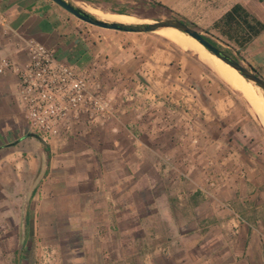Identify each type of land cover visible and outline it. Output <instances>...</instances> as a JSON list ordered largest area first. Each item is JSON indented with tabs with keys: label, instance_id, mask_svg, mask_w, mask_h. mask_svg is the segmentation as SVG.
<instances>
[{
	"label": "crops",
	"instance_id": "crops-1",
	"mask_svg": "<svg viewBox=\"0 0 264 264\" xmlns=\"http://www.w3.org/2000/svg\"><path fill=\"white\" fill-rule=\"evenodd\" d=\"M236 3L264 23L246 3ZM0 8L21 36L0 30V58L11 56L26 63V52L17 42L35 38L56 48L60 59L78 69H95L98 64L106 73L112 64L131 78L140 74L154 84L167 85L164 90L182 87L177 83L182 70L177 68L187 53L179 47H146L140 39H129L123 48V41L105 38L98 51L96 45L86 46L81 33L71 35L63 22V9L52 0H0ZM247 48L257 52L264 69V31ZM17 81L14 74L0 75V160L5 162L0 163V205H9L0 214V264H29L28 243L12 245L7 239L11 230L5 221L14 220L15 205L25 206V222L15 229L16 235L23 234L27 240L38 231L57 253L54 264H264V164L259 157L238 147L227 155L230 172L243 168L247 174L244 179L235 172L219 192L238 214L198 211L189 205L193 199L190 189L195 186L192 179L173 180L160 174L170 173L173 164L161 163L159 157L168 153L172 160L181 158L182 150L172 146V136L165 132L159 153L153 142L159 135L139 133L138 101L124 105L114 127L99 131L101 144L86 145L84 162H72V140L50 149L25 133L27 122L17 100ZM159 106L164 107L162 103L155 108ZM157 120L147 121L156 125ZM206 126L214 132L216 122ZM30 145L29 154L25 147ZM192 178L198 185L201 175L195 172ZM161 183L164 190L158 194ZM143 190L149 196H141ZM171 196L188 207L178 215L179 223L174 219ZM143 205L147 212L141 211Z\"/></svg>",
	"mask_w": 264,
	"mask_h": 264
},
{
	"label": "rangeland",
	"instance_id": "rangeland-1",
	"mask_svg": "<svg viewBox=\"0 0 264 264\" xmlns=\"http://www.w3.org/2000/svg\"><path fill=\"white\" fill-rule=\"evenodd\" d=\"M69 1L75 4L90 5L103 13H118L120 9H123L127 14L135 16L142 21L149 19V21L152 20V22L170 18L183 19L190 23L192 27L201 30L206 37L216 42L228 54L239 59L246 67L257 72L264 78V69L261 65L262 62L258 59L257 52L249 48L246 50L241 49L234 42L228 40L224 35L218 32L213 26L217 17H220L230 9L233 4L240 1L246 3L259 17L264 19V0ZM62 9L61 11L64 14L63 22L66 23L65 27L70 31L71 35L73 36L77 32L81 33L80 36L84 39L83 41L86 46L94 47V45H96L98 51L100 50L99 46H103L101 44L106 38V40L115 39L123 41V48L129 45V39H140L144 46L147 45L146 47H153L155 45L159 47L163 46L164 48L176 46L187 53V58L184 59L180 65L181 67L177 68L178 71L182 70L183 76L181 80L177 79V83H181L182 87L176 90H164L167 85L154 84L153 81L146 80V78L140 74L137 79L131 78L126 75L121 68H117L112 64L108 66L109 68L106 73L101 72L97 64L95 72L105 81L110 97L113 98L115 103L117 102V105H121L122 112L123 109H125L124 105L127 106L132 101H138V105L141 107L139 114L142 117L140 120L141 130H139V133L141 135L144 133L146 136L148 135V131L155 135L158 134L159 136L156 137L158 141L154 138L155 140L153 142H155V146L159 148V153L163 152L162 140L165 134L172 136L170 139L172 146L174 144V146L180 147L183 154L181 158L175 157V159L172 160L168 153H163V155L159 157L161 163L163 161L168 164H173L171 165L172 171L170 173L160 172V174L163 178H165V174L173 180L182 178V181L189 182L192 179L195 186L190 189L193 193V196H190V198H193L189 202L190 206L194 209L196 207L199 208L198 211L210 212L218 210L222 212L231 211L234 215L238 214L233 211L234 209L230 203L220 196L219 192L223 189V186L227 185V182L231 180L235 172H238L237 174L240 175L239 177L244 179L247 177V174L243 168L230 172L227 165V155L232 154L233 152L231 151L235 147L244 148L251 152L254 157H259L264 164V126L251 112L249 103L244 96L218 77L206 63L200 60L201 58L196 52L183 49L178 43L174 44V41L165 38L161 33H158V31L136 33L105 29L86 23L64 8ZM95 16L98 17L97 15ZM136 82H141L140 85L143 86L137 88ZM251 84H253L254 87L256 86L255 88L264 96V90L262 88L258 87L254 82H251ZM162 103L166 109L163 106L155 108L156 105ZM156 110H159V113L154 116L153 113H155ZM163 110H167L168 112L165 113L166 116L164 117L162 116ZM128 111L125 110V113ZM22 117L25 120L23 113ZM157 117L159 120L155 122L156 125L151 123L148 124V118L154 121ZM213 122H216V127H214V132H210L207 130L208 127L206 125L210 126ZM114 126L115 123L92 129L85 125H83V127L79 126L78 132L80 134L78 136H65L61 139L51 140V142H45L39 137H36L40 142H43L42 144L45 148L47 147L50 149L54 147L60 148L63 143L68 144L69 140H72V162H74L75 159L84 162L85 158L82 154L85 151L83 149L86 145H89L90 142L93 143V141L101 144L99 131L103 128L105 130H110V127ZM25 133H31L28 125L26 126ZM85 138L92 140H85ZM149 142L152 147L153 142L151 140H149ZM25 149L27 152L30 151V154L32 146H27ZM223 151H226L227 154ZM16 161L17 160H15V162ZM173 161L177 164H174ZM0 163L3 164L5 162H3L2 159ZM195 172H199L201 175L198 185L196 184V179L192 178ZM163 187L164 185L161 183L159 188H157L158 194L162 193L164 190ZM194 193H196V195H194ZM142 194L144 198L149 196L146 190L141 192V196ZM173 195H175L174 192ZM173 197L171 196V202L173 206H175L172 208V211L174 219L176 218L175 222L179 223L180 220L178 215L184 212L188 207L186 206L185 209V207L181 206L179 201H176ZM4 206L6 208L9 205H0V214L3 212ZM15 206H17V210L14 211H16L17 214H15L14 220L10 222L5 221L11 230V232L8 233V242L12 245H20L23 241L28 243L29 247H31L28 253L29 264H45L43 261L47 260V257L43 258L41 256L42 249H47L50 256L53 255L50 257L52 261L50 260V262L46 264L55 263L57 253L53 248H50L51 245H49L47 241H43L38 231H33L36 234L32 233L33 235L28 236L27 240H25L23 234L19 236L16 235L18 232L15 233V229L17 230L19 226L23 225L25 222V206ZM12 208H14V205H12ZM147 210L145 205L141 207L142 212H147ZM176 226H174V228ZM1 243L0 241V244Z\"/></svg>",
	"mask_w": 264,
	"mask_h": 264
},
{
	"label": "built area",
	"instance_id": "built-area-1",
	"mask_svg": "<svg viewBox=\"0 0 264 264\" xmlns=\"http://www.w3.org/2000/svg\"><path fill=\"white\" fill-rule=\"evenodd\" d=\"M0 30L21 39L1 8ZM17 46L25 50L27 62L1 57L0 75L17 76V100L33 135L51 142L78 136L79 126L92 129L120 120L121 105L110 97L105 81L94 68L78 69L60 59L56 48L35 38L22 39ZM41 254L47 257L45 264L52 261L47 249Z\"/></svg>",
	"mask_w": 264,
	"mask_h": 264
},
{
	"label": "bare ground",
	"instance_id": "bare-ground-1",
	"mask_svg": "<svg viewBox=\"0 0 264 264\" xmlns=\"http://www.w3.org/2000/svg\"><path fill=\"white\" fill-rule=\"evenodd\" d=\"M76 5L81 6L83 9L92 14L97 15L99 18L110 22H122L127 24L152 22V20L149 21L150 19L142 21L137 17L126 13H103L87 4L77 3ZM158 33H161L165 38L174 41V44L178 43L183 49L196 52L201 58L200 60L206 63L213 70V72L218 75V77L244 96L249 103L251 112L264 126V96L255 88L256 86L254 87L253 84H251V81H247L236 69L210 53L202 44L191 36L171 27L162 28L158 30Z\"/></svg>",
	"mask_w": 264,
	"mask_h": 264
},
{
	"label": "water",
	"instance_id": "water-1",
	"mask_svg": "<svg viewBox=\"0 0 264 264\" xmlns=\"http://www.w3.org/2000/svg\"><path fill=\"white\" fill-rule=\"evenodd\" d=\"M52 1H54L56 4H58L77 18L81 19L82 21L105 29H112L122 32L146 33L155 32L162 28H175L196 39L210 53L220 58L224 63L236 69L246 80L254 82L258 87L264 90V78L261 75L246 67L239 59L231 56L221 47L215 45L208 37L203 34L201 30L192 27L190 23L186 22L183 19L170 18L164 20H157L151 23L139 24L110 22L96 17L92 13L83 9L81 6H78L69 0Z\"/></svg>",
	"mask_w": 264,
	"mask_h": 264
},
{
	"label": "trees",
	"instance_id": "trees-1",
	"mask_svg": "<svg viewBox=\"0 0 264 264\" xmlns=\"http://www.w3.org/2000/svg\"><path fill=\"white\" fill-rule=\"evenodd\" d=\"M85 1L92 2L94 0ZM118 13H126V11L120 9ZM214 28L228 40L237 44L241 49H244L255 37L259 36L264 31V23L251 17L242 4L236 3L215 22ZM213 43L219 46L216 42Z\"/></svg>",
	"mask_w": 264,
	"mask_h": 264
}]
</instances>
